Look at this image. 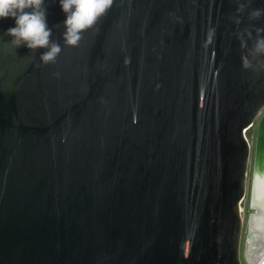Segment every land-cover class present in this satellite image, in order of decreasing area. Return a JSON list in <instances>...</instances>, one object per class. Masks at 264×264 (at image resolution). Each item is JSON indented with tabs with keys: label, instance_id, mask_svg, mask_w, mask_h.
Returning <instances> with one entry per match:
<instances>
[{
	"label": "water",
	"instance_id": "95a60500",
	"mask_svg": "<svg viewBox=\"0 0 264 264\" xmlns=\"http://www.w3.org/2000/svg\"><path fill=\"white\" fill-rule=\"evenodd\" d=\"M45 7L54 63L0 20V264H243L250 160L244 258L264 209V0H111L75 46Z\"/></svg>",
	"mask_w": 264,
	"mask_h": 264
},
{
	"label": "clouds",
	"instance_id": "9594fccd",
	"mask_svg": "<svg viewBox=\"0 0 264 264\" xmlns=\"http://www.w3.org/2000/svg\"><path fill=\"white\" fill-rule=\"evenodd\" d=\"M62 14L60 22L63 43L75 46L81 33L92 27L111 4V0H55ZM256 14H259L258 12ZM11 19L12 24L4 29L13 47L23 46L28 50H41V63H54L61 51L59 43L51 39L52 28L47 21L45 0H0V20ZM251 54H264V36H257L250 50ZM243 66L250 67L247 56ZM246 264H264V209H256L251 214Z\"/></svg>",
	"mask_w": 264,
	"mask_h": 264
},
{
	"label": "rangeland",
	"instance_id": "374dc122",
	"mask_svg": "<svg viewBox=\"0 0 264 264\" xmlns=\"http://www.w3.org/2000/svg\"><path fill=\"white\" fill-rule=\"evenodd\" d=\"M255 127L256 125L252 126L246 132V138L251 143V150H253V143H254V136H255ZM252 152V151H251ZM252 156V153H251ZM250 182H251V160L248 165L247 177H246V192L245 197L241 203L242 207V233H241V240H240V260L243 264H246V260L244 258V247L245 241L247 238V229H248V215L251 209L249 208V192H250ZM250 250V248H249ZM250 253V252H249Z\"/></svg>",
	"mask_w": 264,
	"mask_h": 264
}]
</instances>
